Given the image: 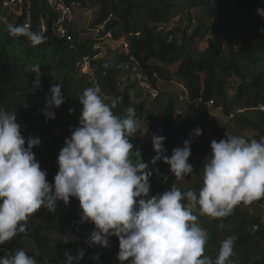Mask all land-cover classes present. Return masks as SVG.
<instances>
[{
	"label": "trees",
	"instance_id": "16d2710c",
	"mask_svg": "<svg viewBox=\"0 0 264 264\" xmlns=\"http://www.w3.org/2000/svg\"><path fill=\"white\" fill-rule=\"evenodd\" d=\"M79 1L83 8L89 6L88 2L99 6V12L89 24L91 28L103 26V32H111L114 40L120 39V33H124L128 47L126 55L116 53L111 58H94L97 54L93 49L94 41L80 40L73 23L68 27L69 39L54 38L40 46H33L30 42L15 40L8 34L6 40L0 43V109L21 114L18 122L23 136L40 135L48 144L45 148L51 147V143L57 144L53 150L46 149L49 152L36 154V159L45 164L50 184L58 171L53 159L58 157L71 130L78 126L81 111L78 98L85 88L98 84L101 93L110 98L106 102L116 101L112 111L117 116L124 115L128 107L135 108L131 92L137 90V85L124 88L119 86L124 63L139 68L153 85L159 80L161 85L166 86L173 82L169 67L179 64L175 76L185 88V95L192 106L198 99L213 101L214 107L221 108L226 116L232 115L230 119L234 126L254 131L257 141L264 138V31H261L264 29V18L257 15V9L264 8V0ZM185 9H198L201 12L192 31L187 32L178 27L164 28L175 14L182 13ZM45 11L43 5H37L33 11L34 21ZM214 20L216 25L211 28ZM209 34L212 39L207 48L201 50L199 44ZM16 45L21 53L14 51L9 55V48ZM87 56L92 58L90 64L93 80L78 76L76 64ZM34 64L41 66L40 85L43 88L31 91L35 74L28 70ZM15 76L22 83H13L10 88H4V83ZM230 80H237V85H229ZM55 83L62 84L65 102L55 110L54 120H46L40 110L45 104L49 88ZM4 94L11 95V101H1ZM165 96L166 102L163 106L160 105L156 110L157 116L152 119L150 139L152 140V134L164 136L167 156L171 155L174 148L183 147L186 139H191L188 163L193 166V173L189 178L192 180V188L198 194L203 186L201 152L208 148V143L188 134L185 125L188 123L187 119L181 121L174 117L173 99L170 95ZM33 111L46 121L44 128L36 124V117L30 115ZM141 116V112L136 110V117L141 120ZM54 126L64 127V131L55 135L51 133ZM132 141L138 148L139 141L135 136ZM151 145L144 147L143 156L141 155L147 161L146 164H151L150 156H155ZM151 165L148 168L153 173L150 183L154 181L156 184L163 171ZM154 183L151 185L150 196L162 194L163 191ZM246 204L262 212L264 197L251 203L240 202L234 206L229 216L214 218L205 225L209 238L204 252L210 253L208 257L215 259L221 242L234 236L233 255L227 264H264V218L262 219L261 214L244 210L243 206ZM37 214H43L45 219L34 222L24 233L0 246V258L4 256L5 250L11 252L29 244L31 249L26 252L36 258L37 264H60L64 254L59 252V248L76 254L83 249L85 255L80 264H119L116 254L98 251L82 240L84 235L94 230V225L79 222L80 209L75 198L70 200L67 207L58 202L55 213L41 208L29 218ZM65 231L75 233L78 238L70 239L69 243L63 242L64 236L55 240L52 238L53 234ZM114 240L118 243L116 237H110V247ZM96 254H99V260L94 261L92 257Z\"/></svg>",
	"mask_w": 264,
	"mask_h": 264
},
{
	"label": "clouds",
	"instance_id": "9594fccd",
	"mask_svg": "<svg viewBox=\"0 0 264 264\" xmlns=\"http://www.w3.org/2000/svg\"><path fill=\"white\" fill-rule=\"evenodd\" d=\"M0 14L13 39L30 42L33 46L49 40L21 25L20 18L14 20L15 16L1 6ZM257 15L264 18V8H258ZM38 19L36 22L33 19L34 25ZM123 41L126 43L125 38ZM8 54L11 55L10 51ZM97 55L98 51L94 58H98ZM91 60L87 56L79 61L76 64L78 70L84 73V68L92 70ZM123 65L133 76V82L129 84H136L138 93L143 91L153 100L165 94L167 86L161 85L159 80L153 85L139 68L129 63ZM28 71L35 74L33 83L29 82L32 83L31 91L42 87L41 66L34 64ZM10 78L20 80L18 76ZM13 83L19 85L17 80H9L4 83V88L8 85L10 88ZM120 83L121 88L128 86L122 78ZM62 88L60 83L49 88L40 110L46 120H54L55 110L65 102ZM10 97L4 94L1 101L7 103L11 101ZM109 99L101 93L98 84L82 91L78 98L81 105L78 126L71 130L58 157L53 159L58 171L51 184L47 180L45 164L36 159V154L49 152L57 144L51 143V147L45 148L48 144L40 135L23 136L18 122L21 114L0 109V246L24 233L28 218L41 208L55 213L58 202L67 207L75 198L79 203V222L94 225V230L84 235L82 240L98 251L116 254L111 250L98 249L108 248L110 237H116L118 243L114 240L111 248L117 245L119 264H227L233 255L236 238L229 236L224 239L215 259L204 255L209 236L197 223L194 210L213 218H224L238 203H251L264 197V138L249 141L242 135H225L219 141L212 140L210 155L203 161L202 188L198 194L192 190L182 192L177 182L193 173V166L188 163L191 139H186L183 147L174 148L167 156L164 148L166 138L152 134L151 140V125L146 135L149 143L142 145L137 134L142 116L141 120L136 117L134 107H128L124 115L117 116L112 111L116 101L106 102ZM195 103L221 110L214 107L213 101L198 99ZM30 115L36 117V124L41 128L46 126V121L36 111ZM174 117L178 118L175 114ZM56 128L60 129L55 135L64 131V127L54 126ZM146 133L147 124L144 135ZM200 135L199 127L191 134L194 137ZM134 136L139 141L138 148L132 141ZM149 145L155 153V156H150L152 165L146 164L142 157L144 147ZM161 160L163 166L158 162ZM150 165L163 171L156 184L154 181L150 183L153 174L148 170ZM169 172L175 177V182L167 190ZM153 183L163 189L162 194L149 195ZM64 237L63 242L69 243L71 238ZM84 255L83 249L78 250L75 256L66 251L60 264H80ZM92 259L99 260V254ZM0 264H37V260L18 248L11 252L5 250Z\"/></svg>",
	"mask_w": 264,
	"mask_h": 264
},
{
	"label": "rangeland",
	"instance_id": "374dc122",
	"mask_svg": "<svg viewBox=\"0 0 264 264\" xmlns=\"http://www.w3.org/2000/svg\"><path fill=\"white\" fill-rule=\"evenodd\" d=\"M89 1V0H88ZM89 6L86 8H81L74 16V25L77 28V31L79 32L80 40H89L92 39L95 43V46L93 47L94 50L98 51V58H111L118 54H125V46L123 45V38H125L124 33L121 32L120 39L117 40H110V39H101L104 38L103 36V29L99 28V32L96 31L95 28H91L89 26L91 20L95 16L96 13L99 12V6L97 4L92 5L90 2H88ZM1 15V14H0ZM201 15V12L198 9H192L187 10L185 9L182 13L175 14L170 23L166 26H164L165 29H170L171 27H178L181 30H186L187 32L192 31L195 27L197 20L199 16ZM216 25V21L211 22V28ZM8 36V30L3 23V21L0 19V42L5 41V39ZM212 39V35H207L204 40L199 44V47L201 50H204L209 45L210 41ZM17 47V49H16ZM10 53L20 52V48L16 45L14 48L9 49ZM179 64H175L169 67V71L173 75V82L165 87V95H170L174 102V114L176 117H178L181 121L184 119H187V122L185 125L187 127V132L189 135H191L194 130L199 127L201 129V135L197 138L204 139L208 143V148L201 152V157L203 158V161L210 155V142L212 140L219 141L220 139H223L225 135L231 136V135H243L245 137H248L249 139H255V132L246 128V127H236L231 122V117L226 116L223 111L220 109H215L213 107L203 106L196 104L194 106L189 103L188 98L185 95V88L183 87L182 83L179 81V79L175 76V73L178 70ZM85 69V72L79 71L78 76L82 77V79H93V72L89 68L88 70ZM127 85H130L129 83L133 82V76L129 75V70L126 65H122V77H121ZM16 79V78H15ZM15 79L11 78L10 82L14 81ZM17 83H22L21 80L18 78L16 79ZM9 83V82H8ZM228 84L231 86L237 85V80H230L228 81ZM6 88L9 87L5 86ZM161 96L160 99L153 100V97L151 95L147 96L143 91H140L138 93L137 90L134 89V91L131 92V99L135 105V109L137 111H140L142 114V120L139 121L140 123V130L137 133L139 136L140 144L146 145L149 143V140L147 138L148 129L153 124L152 119L157 116L156 110L160 108V105L163 106L166 102L167 96ZM5 100V98H4ZM158 102V104L156 103ZM160 119V116L158 117L157 123ZM156 123V124H157ZM146 124H147V133L144 135L146 131ZM60 128L52 129L55 133L59 132ZM203 132V134H202ZM186 136V135H184ZM42 142V141H41ZM152 143V142H151ZM161 166L164 165V163L161 161H158ZM169 181L168 185L166 186V189H170L172 184L175 182V177L168 173ZM178 187L182 192H186L188 190L194 191L192 188V180L189 178V176L185 177L184 180L177 182ZM195 192V191H194ZM244 210H247L251 213H258L262 215V219L264 218V208L262 209V212L260 210L252 209L249 204H246L243 206ZM194 214L197 215L198 220L197 223L205 229V225L210 222L213 217H210L208 215H203L199 212V210H194ZM45 219L43 214H37L35 217L28 218L26 229H29L30 226L34 222H42ZM60 236H68L71 239H75L76 235L74 233H71L69 231H65L62 233H55L52 235V238L55 240L59 238ZM89 238V237H88ZM88 238L86 241H88ZM28 246L23 247L22 249L25 251H30L31 245L27 244ZM115 248H111L110 246L108 248H98L101 249H107L111 250L114 253L117 254L118 248L117 245H114ZM60 253H65L66 250L59 248ZM71 255L75 256L76 253L70 252ZM205 253V252H204ZM206 256H208L210 253L207 251ZM65 259V256L62 258V261Z\"/></svg>",
	"mask_w": 264,
	"mask_h": 264
},
{
	"label": "built area",
	"instance_id": "2783aa9c",
	"mask_svg": "<svg viewBox=\"0 0 264 264\" xmlns=\"http://www.w3.org/2000/svg\"><path fill=\"white\" fill-rule=\"evenodd\" d=\"M40 4L46 11L40 14L37 24L34 25L33 11ZM0 6L15 16L14 20L20 18L21 25L28 26L31 31L43 35L46 39H69L68 26L74 22L75 14L83 8L79 0H0ZM99 28L104 29L103 26L95 27L97 32ZM103 36L101 39H112L110 32ZM123 45L127 49L124 41ZM138 78L143 80L141 75H138ZM142 84L145 85L144 82Z\"/></svg>",
	"mask_w": 264,
	"mask_h": 264
}]
</instances>
